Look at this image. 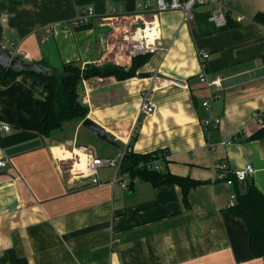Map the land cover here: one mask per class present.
Masks as SVG:
<instances>
[{
    "label": "crops",
    "instance_id": "obj_1",
    "mask_svg": "<svg viewBox=\"0 0 264 264\" xmlns=\"http://www.w3.org/2000/svg\"><path fill=\"white\" fill-rule=\"evenodd\" d=\"M145 1L152 11L142 10ZM223 1L235 19L244 16L239 24L215 28L201 16L185 23L180 9L157 11L158 0H0V43L57 71L70 61L124 64L116 46L124 33L151 20L161 28L159 48L139 68L150 76H93L79 83L86 117L119 147L105 143L84 119L42 136L35 129L46 80L21 73L0 82V121L11 125L0 133V264H264V255L251 249L246 222L229 209L231 188L215 179L219 162L233 169L252 163L249 178L264 192V138L246 139L261 126L256 116L264 111V25L253 20L264 0ZM88 5L95 12L91 25L76 27L74 19ZM211 8L199 5L196 13ZM202 75L220 78L221 85H208ZM148 88L153 110L143 113ZM218 92L207 109L203 101ZM210 115L221 118L217 127L205 124ZM238 133L243 140L222 143ZM129 143L137 153L166 152L162 170L203 181L189 190L188 204L179 184L155 186L127 174L128 187L113 185L116 169L108 166L99 169L101 183L83 185L59 164L62 152L86 147L119 157Z\"/></svg>",
    "mask_w": 264,
    "mask_h": 264
},
{
    "label": "trees",
    "instance_id": "obj_2",
    "mask_svg": "<svg viewBox=\"0 0 264 264\" xmlns=\"http://www.w3.org/2000/svg\"><path fill=\"white\" fill-rule=\"evenodd\" d=\"M209 12L197 14L196 18L201 16L205 22L210 23L215 28H226L239 24L231 14H229L228 24L223 27H216L208 20ZM257 23L264 25V11H259L253 17ZM90 23L76 27H88ZM151 53L139 54L132 58L130 65H121L114 62H105L102 64L88 63L84 67L75 61L65 62L62 70H55L46 62L41 63L52 69V73L44 75L33 71L19 72L14 69H0V82L8 77H16L21 73L29 75L42 76L46 80L47 97L42 106L43 117L35 129L42 136H49L53 131L61 128L65 122L72 119L86 118L89 109L83 102L79 94V83L84 78L93 76H115L118 79H126L139 74V68L150 59ZM264 64V55L262 56ZM264 66V65H263ZM261 126L246 139L264 138V115ZM133 135V138L135 137ZM241 134L233 136L235 141ZM236 137V138H235ZM131 143H129V146ZM166 152L155 151L151 153H137L128 148L122 160L121 171L127 173L133 179L141 177L151 181L155 186L174 183L179 184L184 193V201L188 204V192L203 181L193 179L189 176H180L158 168L149 167L147 162L150 159H162L166 157ZM234 189L237 197L233 205L229 206L234 216L241 217L247 224L250 235V246L256 256L264 255V192L256 185L253 179L248 178L244 182L235 180Z\"/></svg>",
    "mask_w": 264,
    "mask_h": 264
},
{
    "label": "built area",
    "instance_id": "obj_3",
    "mask_svg": "<svg viewBox=\"0 0 264 264\" xmlns=\"http://www.w3.org/2000/svg\"><path fill=\"white\" fill-rule=\"evenodd\" d=\"M211 4L212 8L209 11L208 20L216 27H223L228 24L230 9L223 0H158L157 11L169 10V9H180L183 14V21L185 23H193L196 19V7L199 5ZM141 8L144 11H152L150 1H145L141 4ZM94 7L88 5L84 11H82L75 19L74 25H84L90 22L94 16ZM7 14L3 15V19H6ZM237 21L244 19L243 15L236 17ZM64 26V23H61ZM56 24L47 25L45 30L49 33L55 27ZM161 34V28L157 21L151 20L138 24L133 28H130L119 41L116 43L118 52H120V60L124 62L121 65H130L132 58L139 54L151 53L159 48L157 43L158 38ZM25 57H28L27 52H22ZM202 57L207 58L209 53H201ZM119 61V59H116ZM118 64V63H117ZM202 81H206L208 85H221L220 78L208 80L206 75H202ZM221 94L212 93L207 99L203 101V105L211 110L212 102L214 99L220 97ZM153 110L152 103V90L150 88L145 89L142 94V105L141 112L149 113ZM264 111L257 113V120L260 124L263 122ZM221 121L219 117H213L210 115L205 124L210 127H217ZM11 130L10 123L0 121V133ZM236 138V137H235ZM234 138L231 137L228 140L222 141V143H233ZM127 147L119 157L111 156H98L89 152L86 147H80L75 152H70L69 155L59 153V164L62 167V171L69 174V176L83 185L85 184H99L101 183L99 177V169L101 167H114L116 169L114 176L110 180L111 184L117 182L123 187H128L129 182L124 179L127 173L121 171L122 160L125 152L128 150ZM216 146L213 147L215 149ZM131 149V148H130ZM167 155V154H166ZM5 165V160H0V166ZM149 167L161 169L159 159H150L147 162ZM255 173V167L252 163H248L245 168L233 169L229 164L225 162H219L216 165L215 179L223 182L227 187L231 188L229 206L233 205L236 201V191L234 189L235 180L244 182Z\"/></svg>",
    "mask_w": 264,
    "mask_h": 264
},
{
    "label": "water",
    "instance_id": "obj_4",
    "mask_svg": "<svg viewBox=\"0 0 264 264\" xmlns=\"http://www.w3.org/2000/svg\"><path fill=\"white\" fill-rule=\"evenodd\" d=\"M14 69L19 72H29L33 71L36 73L49 75L52 73V69L49 67H46L41 62L36 60H28L25 58H22L20 55L13 54L12 51H10L7 47H5L2 43H0V69L6 70V69ZM151 73L149 72H139V76H150ZM160 77L170 78L178 83H183L182 80L172 78L165 76L161 73L158 74ZM83 124L88 127L90 130H92L95 135H97L99 138L107 141L108 143L120 146L118 141L115 139L111 133H109L105 128L100 126L99 124L95 123L91 118L86 117L83 120ZM133 181L130 182V190L132 189Z\"/></svg>",
    "mask_w": 264,
    "mask_h": 264
},
{
    "label": "rangeland",
    "instance_id": "obj_5",
    "mask_svg": "<svg viewBox=\"0 0 264 264\" xmlns=\"http://www.w3.org/2000/svg\"><path fill=\"white\" fill-rule=\"evenodd\" d=\"M204 5H208V4H204ZM95 64H97V63H95ZM105 141V140H104ZM105 143H108L107 141H105ZM110 144V143H109ZM109 144H106V145H109ZM91 146V145H90ZM92 148L94 149H97V150H99L100 152H102V153H104L105 152V149H104V147L103 146H99V145H97V144H94V146H92Z\"/></svg>",
    "mask_w": 264,
    "mask_h": 264
}]
</instances>
